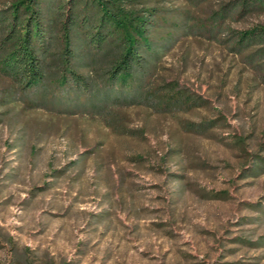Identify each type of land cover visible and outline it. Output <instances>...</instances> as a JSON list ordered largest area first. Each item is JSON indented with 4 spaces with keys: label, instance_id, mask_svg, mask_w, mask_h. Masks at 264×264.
Returning <instances> with one entry per match:
<instances>
[{
    "label": "rangeland",
    "instance_id": "obj_1",
    "mask_svg": "<svg viewBox=\"0 0 264 264\" xmlns=\"http://www.w3.org/2000/svg\"><path fill=\"white\" fill-rule=\"evenodd\" d=\"M148 1L200 24L229 0ZM256 24L264 11L218 35L180 33L152 85L176 83L205 106L134 105L125 133L100 114L25 105L0 83V263L264 264V246L247 242L264 237L253 206L264 173L247 174L264 155V78L227 40L228 27ZM221 115L207 135L186 129Z\"/></svg>",
    "mask_w": 264,
    "mask_h": 264
},
{
    "label": "trees",
    "instance_id": "obj_2",
    "mask_svg": "<svg viewBox=\"0 0 264 264\" xmlns=\"http://www.w3.org/2000/svg\"><path fill=\"white\" fill-rule=\"evenodd\" d=\"M257 11H264V0H229L194 24L189 11L169 17L148 0H0V83L8 97H26L25 105L100 114L125 133L127 108L134 105L169 111L205 106L203 97L176 83L152 85L180 33L218 35L228 19ZM228 34L231 52L264 78V24L228 27ZM224 119L188 123L186 129L207 135ZM253 156L247 174H263L264 155ZM212 196L228 198L226 192ZM253 206L264 212V201ZM247 242L263 247L264 237Z\"/></svg>",
    "mask_w": 264,
    "mask_h": 264
}]
</instances>
